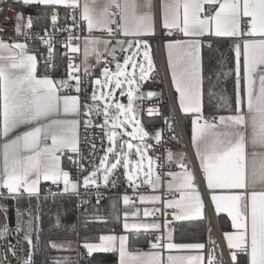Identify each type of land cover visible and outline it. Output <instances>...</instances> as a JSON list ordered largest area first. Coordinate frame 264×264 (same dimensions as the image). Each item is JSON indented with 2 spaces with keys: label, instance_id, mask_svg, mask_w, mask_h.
<instances>
[{
  "label": "snow or ice",
  "instance_id": "obj_1",
  "mask_svg": "<svg viewBox=\"0 0 264 264\" xmlns=\"http://www.w3.org/2000/svg\"><path fill=\"white\" fill-rule=\"evenodd\" d=\"M7 0H0L6 3ZM22 8L44 6L51 8V28L53 32L67 33L65 39L57 40L64 49L67 57V79L54 80L45 75L38 76L37 56L30 54L27 43L5 42L0 38V197L17 200L27 194L35 196L39 201L42 181L52 184H62L63 193H75L80 199L79 207L90 203L87 197H81L78 189L85 192L96 189V205L104 199L99 192L101 185L107 188L109 184L117 187L111 179L115 171L123 167V176L129 187L148 184L155 189L160 185L161 176L154 166L159 165V157L153 158L148 151H155L162 141V131L150 134L139 119V108L136 100L152 99L156 92L141 91L142 82L151 78L154 72V62L151 56V46L144 36L155 35V20L153 0H14ZM57 6L71 9V22L64 27H58ZM207 6V7H206ZM161 22L165 35L169 39L164 47L167 52L168 69L171 75L172 87L177 94L179 110L191 116V142L206 186L209 190H239L234 194L211 195V201L216 213H227L231 218L232 232L223 234L226 241L231 264H264V0H160ZM3 9H0L2 11ZM8 10L14 12V31L25 41L33 38L31 30L33 19L28 17L24 22V13L8 5ZM79 15V19H77ZM68 14L66 13V21ZM84 25L88 32L83 37V74L90 76L92 65L90 57L96 63H101L105 49L112 42L92 36L93 31L106 33L108 37L119 34L127 37V47L124 40H116V45L125 53L123 63L116 61V71L112 72L106 66L101 75L91 83L100 86L90 97L92 105L85 104L84 128L87 131L93 127L90 116L93 111L103 115L101 128L109 147L102 149L105 155L100 157L99 164L91 163L88 175L80 180H73L70 172L61 166V156L67 152V159L73 166L78 167V175L88 171L84 167V157L79 148L78 129L80 121V96L82 77L80 65H76L74 55L81 51V37L76 31H83ZM115 26V27H113ZM0 25V32L4 31ZM44 36L36 37L47 48L46 57L41 54L47 67L55 68V49L53 36L44 29ZM177 34L184 37L176 38ZM207 36L232 38L231 45L235 54V101L234 107L224 96L220 102L229 107L228 115H213L207 117L203 112V76L202 56L203 39ZM211 47V45H208ZM135 49V51H132ZM142 52V59H139ZM117 47L113 46L109 55L116 59ZM131 53L128 55L127 53ZM242 59V66H241ZM131 68V71L128 68ZM242 67V71H241ZM74 82V83H73ZM127 83L125 93L123 85ZM127 95V104L113 100L115 91ZM74 90L77 95H61L63 91ZM87 90L85 89V92ZM209 96L216 93L210 87ZM99 101H104L101 111ZM149 116L159 115L160 110L155 105L147 108ZM123 119H120V117ZM64 117V118H61ZM75 117V118H68ZM165 123L171 131V123L165 118ZM109 124L111 125L109 127ZM131 126L132 131H127ZM21 128L24 131H19ZM123 129V130H122ZM125 136L139 140L133 145ZM175 137L173 136L172 139ZM120 139L119 149L116 143ZM154 140L155 144L148 143ZM51 141V144L46 143ZM89 141H85L88 143ZM127 148V151L125 150ZM140 159L133 161L130 157L132 149ZM95 143L89 152L94 156ZM111 157V158H110ZM147 160L148 169L144 170L143 161ZM184 153L174 154L166 150V164H177L182 171H168L171 177L167 183L169 191L179 192V199L161 201L159 196H139L140 203L161 202L164 207L176 208L175 219L203 217V201L198 192L193 191L195 175L185 164ZM114 161V162H113ZM143 175L144 179L140 180ZM5 193L7 194L5 196ZM55 194H53L54 196ZM125 211L123 212L124 233L141 229L154 233L161 229L160 223H129L130 217L139 218L140 209L132 203L128 195L121 197ZM5 212L6 207L0 206ZM39 207V205H37ZM117 219L119 212L112 205ZM134 208L133 211H128ZM98 210V209H97ZM30 219L21 220L17 210V233L24 231V240L29 245L27 258L21 264H34L33 252L36 245L32 233L36 232L39 240L40 216H31V207L27 209ZM155 211L145 208L144 217L155 218ZM96 222H106L100 216H94ZM22 224L26 228H22ZM167 220L164 230L167 232ZM59 228L60 217L57 214L54 225ZM7 222L0 228V239L8 234ZM209 232L211 227L209 225ZM211 250L205 254L196 255H162V250H197L205 249L203 243H175L171 235L164 237L156 235L155 242L150 241L152 251H130L129 235L109 234L100 235L97 243L85 241L82 247L90 257L94 253H118V264H224L223 253L219 246L209 238ZM50 248L62 252L72 251L71 241L66 243L50 242ZM9 251L16 255L15 245L9 243ZM219 252V255L217 254ZM4 260L7 259L5 255ZM52 264H74L70 257L52 258Z\"/></svg>",
  "mask_w": 264,
  "mask_h": 264
},
{
  "label": "trees",
  "instance_id": "obj_2",
  "mask_svg": "<svg viewBox=\"0 0 264 264\" xmlns=\"http://www.w3.org/2000/svg\"><path fill=\"white\" fill-rule=\"evenodd\" d=\"M51 8L40 9L35 17V23L42 24L49 22ZM58 12V25H65L66 13L69 9L56 8ZM36 28H39L38 26ZM233 39H205L201 50L202 56V76H203V112L206 114L229 113V107L220 102V96H224L230 101V106L234 107L235 101V54L231 45ZM211 45L209 47L208 45ZM64 49L59 48L56 51L55 65L50 76L55 78H66L67 76V57L64 56ZM41 72L44 71L41 69ZM216 93L215 96H209V88ZM142 124L148 130L154 129L159 123L156 116L140 118ZM39 201L35 196L29 198L26 194L18 197L17 200L11 198L5 199L0 197V201L8 209V225L15 227L17 224V210L21 213V220L30 219L27 209L31 207V216H40L39 240L36 239L37 233H32V239L36 248L33 252L34 264H52V258L60 257L58 251L50 248V242L55 240L69 239L73 241V250L68 251L67 257H70L74 264L76 261V246L78 239L81 243L96 242L98 237L105 233H118L121 231V210L120 199L118 196H108L104 198L99 205H96L94 199H89L90 203L81 208L78 215L75 209V197L72 195L55 194L39 195ZM115 204L116 211L120 216L117 219L112 205ZM39 205V207H37ZM98 209V210H97ZM59 214L60 227L56 228V217ZM94 216H100L106 222L94 221ZM221 224V217H217ZM5 219V212H4ZM22 228L26 225L22 224ZM173 239L176 242L204 241L207 242L209 233V223L204 217L198 220L176 222L172 228ZM24 235V231H21ZM151 235L145 232H129V246L140 248L147 246ZM85 250V249H84ZM116 253H94L90 257L87 252L83 259V264H117Z\"/></svg>",
  "mask_w": 264,
  "mask_h": 264
},
{
  "label": "built area",
  "instance_id": "obj_3",
  "mask_svg": "<svg viewBox=\"0 0 264 264\" xmlns=\"http://www.w3.org/2000/svg\"><path fill=\"white\" fill-rule=\"evenodd\" d=\"M11 4L13 8H15L17 11L20 9V5L14 3V0H7L6 3H0V9H3L0 11V25L4 27V31L0 32V38H2L5 42H21V43H27L28 48L32 45L34 53L38 56L40 61V66L43 69L44 73L47 75H50L53 68L47 67L44 63V59L41 57V54H43L44 57L47 55V48L41 43L40 39L36 37V33H39V36H44V29L41 30H31V34L33 38L31 40L25 41L24 37L20 36L18 37L16 33L14 32V12L11 10H8V5ZM34 14H38V11L36 9L31 11ZM72 12V10H71ZM77 19H79V15H77ZM71 19L69 17V21L67 22L70 24ZM66 25V24H65ZM65 25H58V27H64ZM115 27V26H113ZM46 29V28H45ZM49 34L53 36V47L55 49V56L56 51L60 47L63 48L59 43H57V40H63L68 35L65 33L60 32H53L51 26L47 28ZM166 30L162 32H157L155 35L151 36H145L143 37L144 40L150 42V46L152 49V52L156 55V63H157V70L152 73L151 78L148 79L145 82H142L141 91L146 90H154L158 91L159 95L155 99H144L139 100L138 102V108H139V118H145L150 117L147 114V108L150 106L155 105L159 108L160 114L154 115L158 117L159 119V127L162 131V141H165V143H161L156 146L155 151L150 150V156L153 158L159 157V165L154 166L156 168L157 174L161 176V179L163 181H166L168 176L165 175L166 172L172 171L171 165L166 164L165 156H166V150L171 145H177L184 149L187 154L190 153V141L187 129L185 127V124L183 122V118L180 115V113L176 110L173 102V96L168 84V79L165 73V68L163 65V59H162V52H161V43L163 40L169 39L165 35ZM75 35L80 36V47L82 46L83 37L87 36L88 33L86 32V28L84 25L83 31H76ZM92 36L98 37L101 39H110L112 42L108 45V48L101 51L103 53V56L101 57V68L103 70L104 67H108L110 71L114 70L116 61H119L120 63L123 62L125 53L122 52L119 49V46L116 45V40H124L125 44L124 47H127V37H123L119 34H116L114 37H108L106 33H103L101 31H93ZM179 38V34H177V37ZM113 46L117 47L116 51V59L113 60L112 56H110L108 53L111 50ZM64 49V48H63ZM65 51V49H64ZM128 54V53H127ZM74 55V63L76 65H80V72L78 73L82 77V85H81V92L79 93L80 96V102L88 100L87 97L90 96V76L85 77L83 74V68H82V54L81 51ZM54 56V63L56 57ZM68 61V59H67ZM66 78H68L66 76ZM74 83V82H73ZM85 89L87 90L85 92ZM69 92H73L77 95V93L72 90ZM102 110V109H101ZM81 116V115H80ZM209 117V116H208ZM165 118L169 120L171 123V131L168 129V125L165 123ZM91 122L93 127H90L87 131H85L84 126L81 127L79 131V148L81 156L84 157V167L85 169H88V171L82 172L80 175H78V167L72 165V175L76 180H80L82 182V177L89 173L91 170V163L95 162L97 165L99 164L100 157L104 156L105 153L102 151V149L107 148V139L104 137V134L100 127L97 125L103 124L104 116L97 115L95 111L90 116ZM175 137L172 139V137ZM89 141L88 143H85V141ZM95 143L96 152L94 156H89L90 149L92 147V143ZM151 144H155V141H153ZM68 153H65L66 155ZM62 157V156H61ZM111 179L115 180L117 183V187H112L111 184L107 188L101 187L99 188V192L103 195L104 198L108 196H118L122 197L123 195H128L132 198V201H137L138 197L141 193H145L149 191V188L147 185H141L136 190H132L125 182V178L122 174V171L120 169L115 171V174ZM63 185L62 184H51L50 187L40 192L41 194L46 195H53V194H61ZM80 192L81 197H87L88 199H94L96 197V189H92L88 192H85L84 188L81 187L78 189ZM25 195V194H24ZM73 196L75 197V206L78 215L80 214L81 208L78 205H80V199L77 198L76 194L74 193ZM96 201V200H95ZM86 206V205H85ZM84 206V207H85ZM177 210L173 209L172 211H169L165 209V207L161 208L158 212H156L155 217H158L159 220H161L162 225H164V221L167 220L168 224L167 227H173V225L176 223V219L174 218L175 213ZM8 234L5 238L0 239V264H21V262L27 258V254L29 251V245L24 240V235L22 232L17 233L15 231V227H12L8 225ZM163 233V232H162ZM155 240V239H154ZM9 243L12 245H15L16 255L13 257L12 253L9 251ZM82 244L79 239L77 242V248H76V261L77 264H83V259L86 255V251L82 247ZM211 250V248L209 249ZM7 256V259L4 260L3 257Z\"/></svg>",
  "mask_w": 264,
  "mask_h": 264
},
{
  "label": "crops",
  "instance_id": "obj_4",
  "mask_svg": "<svg viewBox=\"0 0 264 264\" xmlns=\"http://www.w3.org/2000/svg\"><path fill=\"white\" fill-rule=\"evenodd\" d=\"M81 3H83V0H81ZM159 5H160V0H153V14H154V20H155V34L157 32H162V31L165 30L162 27L161 12H160ZM45 8L46 7H44V6H31V7H24V8L20 7V9L18 11H22L24 13V22L25 23L27 22V19H28L29 16L32 17L33 23H34V27H33L32 30H41V29H45V28H48V27L51 26L50 16L48 18L49 22L47 24H46V22H44L42 24L35 23V17L38 14H34L31 11L34 10V9H36L37 11H39L40 9H45ZM56 8H65V7L64 6H57ZM70 14H71V9H69V14H68L69 17H70ZM37 26L39 28H36ZM85 28H86V25H85ZM86 32H87V30H86ZM148 36H151V35H148ZM179 38L180 39H183L184 37H182V36L179 35ZM202 39L204 41L205 39H232V38L207 36V37H204ZM166 40H163V42L161 43V52H162L163 65H164L165 73H166V76H167V79H168L167 81H168V84H169V87H170V90H171V93H172V96H173L174 106H175L176 110L180 113V115L182 116L183 122H184L185 127H186L187 132H188L189 141H190V153L187 154L184 149H182L181 147H179L177 145H171L167 150H170L174 154L184 153L186 155L185 164H187V166L189 167V169L195 175V181H194L193 191L194 192H198L199 195H200V197L202 198L203 206H204L203 207V217L202 218L205 217L207 219V222L209 223V225L211 227V232L208 233V238H207L208 240H207V242H204V241H199V242L198 241L176 242L173 239V233H172L173 232L172 231V228L173 227H167V232H165L164 227L162 225V222H161V220H159L158 217L153 218L152 216H149V217H144L143 216V211H144L145 208H149V209H151L153 211H155V209H159L160 210L161 208L164 207V204L161 203V202H156L155 204L150 203V202L149 203L142 204L139 201V197H138V200L137 201H132V203L135 205V207H138L140 209V216H139V218L130 217L129 220H128V222L129 223H160L161 224V229H160L159 232H155L154 233L152 230L145 231L143 229H141L139 231L133 230L134 233H137V232H140V231L145 232V233H149V235H151L150 241H152V242H155L154 239H155L156 235H160L162 237H164L166 235H171L172 240L175 243H203L206 246L205 249L202 250V252H200V253H198L197 250H179V251L172 250L171 252H169L168 250H162V255L164 256L165 259H166L167 255H169V254H172V255H196V254H205L206 255L207 251H209V249L211 248V245L209 244V238L211 237V239L215 241L216 245L219 246V252H222L223 253L224 264H231L230 257H229V253H228V249H227V245H226V241L224 240V236H223V234L225 232H232V231H234V229L231 226V218L227 215V213H216L215 208H214V205H213V203L211 201V195H213V194H215V195L234 194L236 191H239V190H220V189H217V190H209L207 188V186H206V181H205V179L203 177L202 171H201L200 166H199V161L197 160L196 155H195V149L193 148L192 142H191V116L188 115V114H183V113L180 112L179 106H178V102H177V94H176L174 88L172 87L171 75H170V72H169V69H168L167 52H166V49L164 47V44H165V41ZM148 43L150 44L149 41H148ZM80 48H81V54H82L81 56H82V59H83V41H82V46ZM103 48H104V45H100V51H102ZM28 49H29L30 54H35L34 51H33L32 45ZM156 60H157L156 55L153 53L154 72L157 70ZM37 61H38V63H37L38 76L42 77V76L47 75L44 72L43 73L41 72V69L42 68L40 66V61H39L38 56H37ZM89 63L92 65V68L90 69V73H91L90 74V89H91V87H92L91 81H93L96 78L101 77L102 76L101 73H102L103 70L101 68V63L97 64L94 57H90ZM121 63H123V62H121ZM241 66H242V59H241ZM82 68H83V65H82ZM241 71H242V67H241ZM47 76L53 78L50 75H47ZM63 79L66 80L67 78H63ZM60 94L61 95H76L75 93L69 92V91H63ZM138 102L136 104H138ZM85 104L91 105L90 99H88L86 101H83L82 100L80 102L79 112H80V115L81 116L79 115V117H78V119L80 121L79 129H78V134H79V131H80L81 127L84 126V120L86 119V117L84 115V113H85ZM228 114L229 113H219V114H206V113H204V115L207 116V117L208 116L211 117L213 115L219 116V115H228ZM61 118H64V117H61ZM68 118H75V117H68ZM144 128H145V126H144ZM145 129L150 134H154L157 130H160V127H159V124H158L157 126H155L154 129H151V130H148L147 128H145ZM24 130L25 129L21 128L19 131H24ZM153 141L154 140H150L149 139L148 140V143L151 144ZM46 143L51 144V141L49 140ZM65 153H67V152H65ZM68 155L69 154H66V155H63L61 157V166H62V168L64 170L70 172V176H71V178L73 180H76L73 177V175H72V164L67 159V156ZM148 155L150 156V150L148 151ZM131 156H133V157L136 156L134 151H132V155ZM0 166H2V154H0ZM171 167H172V171L173 172H180V171H182V169L177 164H175V163L171 164ZM119 169L122 171V174H123L124 173V169L122 167H120ZM147 169L148 168H146L145 171H147ZM85 175H88V173L85 174ZM139 179L140 180H143L144 179L143 175H141ZM170 179H171V177L167 178L166 181H163L161 179L160 185L157 188H155V189L149 187L148 184L145 183L144 185H147L148 186L149 191L148 192H145V193H141L139 196L143 195V196L148 197V196L155 195V196L161 197V201H171V200H174V199H179V192L169 191L168 188H167V183H168V181ZM125 182L128 185V182L126 180H125ZM51 184L52 183L50 181H48V182L42 181L41 182V185H40L41 191H43V190L47 189L48 187H50ZM140 186L141 185L138 184V186L135 187V189L133 187H130V188L132 190H136ZM61 194H64V195H72L73 196L74 193H72V192L63 193L61 191ZM6 195L7 194L5 193V196ZM119 199H120V202H121L120 203V210H121V220H120L121 231L118 232V233H115V232L112 233L111 232V233H105V234H102V235H109V234H116V235L127 234V235H129V233H124L123 228H122V225L124 223L123 212L125 211V206L123 205V202L121 200V197H119ZM2 205L4 206L3 203H2ZM173 209L177 210L176 213H175V215H176L178 213V211H179L178 209H176V208H167V210H169V211H172ZM133 210H135V209L134 208H129L128 209V211H133ZM156 212H158V211H156ZM156 212H155V214H156ZM219 216L222 218L221 219V224H220V221L217 218ZM202 218L193 217V218L181 219V220H177L176 219V222L190 221V220H198V219H202ZM5 223L6 222H5V219H4V211H3L0 214V228H2ZM97 242L98 241L91 242V243H97ZM129 250L130 251H133V252H135L137 250L142 251V252L152 251L150 249L149 243H148L147 246H142L140 248H132V247L129 246ZM85 251H86V249H85ZM219 252L217 253L218 255H219ZM116 255H117V262L116 263L118 264V253H116Z\"/></svg>",
  "mask_w": 264,
  "mask_h": 264
},
{
  "label": "rangeland",
  "instance_id": "obj_5",
  "mask_svg": "<svg viewBox=\"0 0 264 264\" xmlns=\"http://www.w3.org/2000/svg\"><path fill=\"white\" fill-rule=\"evenodd\" d=\"M132 51H135V49H133ZM142 52H143V49H141V56L139 57V59H142ZM128 55H131V53L129 52ZM151 56H152V59H153L152 49H151ZM128 70L131 71V68L129 67ZM114 71H116V68H114V70H112V72H114ZM96 79H97V78H96ZM99 79L103 80L104 77L101 76V77H99ZM94 80H95V79H94ZM124 85L126 86V91H125V93H126V92H127V88H128V86H127V83H125ZM94 87L96 88L97 93H99V92L101 91L100 86H98V85H93V84H92L91 91H90V96H91V94H92V92H93V88H94ZM90 96H89V97H90ZM113 100H115V101H117V102H120V103H123V104H125V105H126L127 102H128V101H127V95L125 94L124 96H121V95H120V90H119V89H117V90L115 91V93H114V95H113ZM138 101H139V99L135 101V104H136ZM90 103H91V105L93 104V101H91V99H90ZM98 103H99V107H100V109L103 110V108H104V106H105V105H104V101H99ZM102 110H101V111H102ZM120 119H123V117L121 116ZM139 119H140V118H139ZM140 121H141V119H140ZM141 123H142V121H141ZM142 125H143V124H142ZM110 126H111V125L109 124V127H110ZM143 127H144V126H143ZM122 130H123V129H122ZM127 131H132L131 126L127 127ZM122 139L127 140L128 142L132 143L133 145H136V144L139 143V140H133L132 137H129V136H125V137H123ZM120 142H121L120 139H118V140H117V143H116L117 150L119 149V143H120ZM109 146H110V145H109V142L107 141V147H109ZM125 150L127 151V148H126V147H125ZM132 151L135 152V148H133ZM130 158H131L133 161H138V160L140 159L138 156H135V157L131 156ZM143 167H144V170H146V168L149 167V166H148V162H147L146 159L143 161ZM122 168H123V167H122ZM0 206H3L1 202H0ZM3 207H5V205H4ZM2 212H3V208L0 207V214H1ZM68 241H71V240H69V239H64V240H55V241H52V242H56V243H66V242H68ZM73 246H74L73 241H71V247L73 248ZM58 254H59L60 257H64V256H68L69 252H68V251H62V252H58Z\"/></svg>",
  "mask_w": 264,
  "mask_h": 264
},
{
  "label": "water",
  "instance_id": "obj_6",
  "mask_svg": "<svg viewBox=\"0 0 264 264\" xmlns=\"http://www.w3.org/2000/svg\"><path fill=\"white\" fill-rule=\"evenodd\" d=\"M55 80H61V78H55ZM123 87H124V90L126 91V86L123 85ZM148 91L156 92V93H157V96H156L155 98H157L158 95H159V92H158V91H154V90H146V91H143V92H144V93H147ZM155 98H152V99H155ZM149 100H150V99H149ZM136 105H137V104H136ZM137 107H138V105H137Z\"/></svg>",
  "mask_w": 264,
  "mask_h": 264
}]
</instances>
